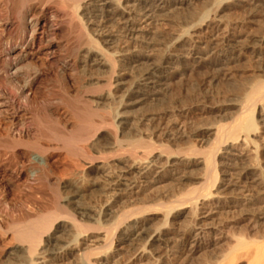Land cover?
I'll use <instances>...</instances> for the list:
<instances>
[{
	"label": "bare ground",
	"instance_id": "obj_1",
	"mask_svg": "<svg viewBox=\"0 0 264 264\" xmlns=\"http://www.w3.org/2000/svg\"><path fill=\"white\" fill-rule=\"evenodd\" d=\"M183 1L0 0V90H20L19 98L30 112L28 120L34 126L30 130L24 122L20 136L11 139L10 146L6 144L13 149L24 147L23 155L28 160L27 176L38 184L48 185L50 177L47 175L54 152L66 160L67 178H57L56 184L50 187L52 205L33 219L12 220L7 224L15 234L14 239L20 243L18 250L24 261L20 264H53L67 259L76 264H117L114 261L117 256L114 255L118 250L111 251L110 246L108 252L100 257L101 252H95L98 242L116 245L121 250L143 245L139 253L143 257L146 245L154 246L161 241L155 233L149 234L145 201L149 190L152 193L160 190L159 184L165 176L177 177L181 158L178 161L180 153L176 152L173 144L155 140L163 138L170 141L175 134L154 129L150 109L155 111L159 104L166 102L170 90L167 81L170 76L181 72L187 60H203L205 52L198 47L189 50L184 42L198 36L196 33L206 23L227 24V29L220 31L219 35L216 32L217 35L205 38L206 45L233 52L239 44H245L240 43L241 37L231 36L228 26L231 21L225 20L224 13L232 5L241 6L249 2L214 0L212 6L203 8L201 13L199 11L194 28L184 30L182 27L181 31L175 30L178 33L166 36L163 29L167 25L163 27L162 13L168 11L169 6L181 5ZM255 2L261 7L262 15L258 42L264 43V0ZM20 81L24 83L22 89H19ZM260 82L250 89L246 100L248 105L260 104L259 122L253 113L248 112L245 118L242 116L243 121L234 124L229 131L234 141L242 138V146L250 150L256 163L264 157V150L260 149L256 139L259 138L256 134L259 125L262 124L264 129V84ZM240 109L244 110L245 106L241 105ZM218 132L211 129L208 134L215 137ZM234 141L230 144L225 141L224 156L238 157ZM0 145L3 144L0 142ZM191 151L193 154L198 152L196 148ZM210 154L196 164L212 174L215 161ZM182 160L188 162L190 159ZM260 166L252 167V171L236 167L239 171L226 172L230 177L227 180L213 177L215 192H210L204 203L195 204L196 215L202 216L200 219L203 220L218 214L226 206H220L221 199L231 189H240L246 194L244 207L249 208L255 202V196L264 201V167ZM6 175L7 171L3 169L0 177L3 179ZM125 198L140 200L136 210L139 218L126 222L128 224L123 225L121 231L117 230L116 237H113V229L102 232L101 228L106 224L104 219L112 214L114 203ZM100 205L103 206L99 209ZM258 215H253L254 219L264 220ZM117 222L112 223L115 225ZM0 230H4L1 223ZM97 231L104 233L98 232L101 239H97ZM258 233L259 237L251 241L258 245L252 261L264 260V233ZM237 243L236 247L240 249L246 243L251 244L243 240ZM239 259L231 258L229 264H236ZM252 261L248 264H253Z\"/></svg>",
	"mask_w": 264,
	"mask_h": 264
},
{
	"label": "rangeland",
	"instance_id": "obj_2",
	"mask_svg": "<svg viewBox=\"0 0 264 264\" xmlns=\"http://www.w3.org/2000/svg\"><path fill=\"white\" fill-rule=\"evenodd\" d=\"M247 1L249 2L241 6L232 5L228 7L224 13L225 20L228 22L231 21L229 23L230 25H228L231 29L233 28L232 30L230 29V33H232L231 36L233 35L237 39L241 37L239 39L240 43L243 42L245 44H239V47L233 52L230 50L224 51L215 49L206 45V39L208 37L213 34L217 35V33L219 35L220 31L222 33V30L227 29L226 23L222 26L215 23L213 25L211 22L206 23L201 29L202 31L198 30L196 33H199L198 36L190 37L188 38L190 40L187 39L184 42V45L189 50L190 48L192 50L200 48L198 50H202L203 53L205 52L203 54V60H187L186 64L180 69L181 72L179 71L180 73L170 76L167 81L168 87L170 88V90L168 89L167 100H169H166L167 103L163 102L164 104H159L155 108V111L150 109L154 117L152 127L156 130L163 129L169 131L171 134H175L170 141L163 138H155V140L159 141V143L165 144L166 142V144H168L170 142L173 144L174 146H172L176 152L178 154L180 153V157L177 155L179 157L178 161L180 158L181 160L182 158L190 159L188 162L180 160L179 168L181 169L178 168L177 177L165 176L161 184H159L160 190L156 193H152L149 190L147 193V200H143L146 202L147 207V214L145 217H147V221L149 220L147 226L149 234L153 235V233H155V236H160L161 241L159 244L155 243L154 246L153 244L146 245V253L143 257L139 255V253L142 252L141 249L144 248L143 245L139 247L136 246L132 249L127 248L121 250L120 247L117 248L115 244V246H112L113 244L107 245L98 242L95 252H101L99 253L100 257L102 253L103 256L104 252H108L110 246L112 248L111 251L116 250L117 252L118 250L114 255L117 256L114 260L117 264H119V262L120 264H229L231 262L230 259H235V257L236 259L240 258L237 262L238 264H248V262L251 263L250 261L256 256L258 245H254L251 241L259 237L258 231L264 233V220L254 219V216L259 214V217L264 218V201L255 196V202H253L249 208L244 207L245 198H247L245 196L246 194L241 193L240 189H231L228 192L229 194L227 193V195L221 199L220 206L226 205L227 207L221 208L218 214H213L212 217L202 220L200 219L202 216H197L194 210L195 204L200 205L204 203L205 197L208 196L210 192H215L216 178L227 180L230 179L227 173L231 174L241 169H251L258 165H261V168L264 167V157H261L263 158L261 159L262 161L259 160L256 163L251 157L250 150L242 146V138H238L239 141L237 139L234 141L230 137L229 132L233 126L243 121L242 119L248 115V112H251V114L253 113L252 115L257 122L260 120L258 108L260 104L255 102L256 104L250 103L248 105L246 100L254 84H257L259 81L264 84V43L258 42L259 25L262 15L260 13L261 7H258L259 4L256 2L254 3V0ZM214 2V0H184L181 5L169 6V10L162 13L161 17L162 19L164 18L163 20L165 21L163 27L167 25L163 29L164 34L168 36L178 33L177 31H181L183 28L184 30L194 28L196 26L195 23L198 21L196 17L203 11V8L212 6ZM250 6L252 7L249 8ZM254 9L256 10L254 11ZM171 10H173L172 13ZM189 24H193L194 26L192 25V27ZM183 25H185V27ZM194 39L196 40L194 41ZM199 39H201L202 42ZM196 41L200 42L198 43ZM256 51L261 53L258 54ZM23 84L24 83L20 81L19 89L24 87ZM19 94L20 90L18 91L16 88L0 90V142L3 144L0 145V172L3 171V169L7 171V175L3 179L0 177V223L4 226V230H0V264H20L24 262L22 261L23 254L19 253L18 250L20 243L14 239L15 234L7 228V224L12 220L33 219L35 216L41 215L44 208L52 205L51 185L56 184L57 178H67L65 173L66 160L60 153L54 152L50 162L51 169L47 175V178L50 177L48 179V185L38 184L32 181L31 178L27 176L26 169L28 160L23 155L24 147L19 146L15 149L9 147L11 139L14 140L15 137L20 136L23 130L22 124L24 122L26 126L29 125L28 128L30 130L34 129L32 122L28 120L30 112L23 106L24 104H22ZM262 102H264V100ZM241 105L245 106L244 110L240 109ZM16 111L19 113L16 114L18 116L15 115V113H17ZM242 116L244 118H242ZM20 121L23 122L21 123ZM261 125L262 124L259 125L257 130V132L261 134L256 133L260 139H256L259 140L257 143L258 146L261 147L260 149L264 150V129ZM211 129L219 130L218 135L215 137L210 136L208 131ZM28 139L29 141L31 140V138ZM256 139L255 141H257ZM225 141L229 142L228 144H230V141L232 143L234 141V144L236 142L234 147L236 146L235 153L238 157L223 155V151L226 147ZM190 147L191 149H189ZM194 147L198 152L194 151ZM191 150L195 153L193 154ZM210 152L212 154H210ZM209 154L213 155L215 161L212 174H209L205 167L196 164L197 161L204 160ZM185 163L188 164V166ZM236 167L240 169L238 170ZM13 171L15 172L13 173ZM16 171L17 174H15ZM19 173L20 175H18ZM223 173H225V175ZM213 177L215 179H213ZM160 196L163 197L161 198ZM125 199L114 203L112 211L115 213L112 212L110 216H107L108 218L106 217L104 219L106 224L101 228L102 232L106 233L108 230H115L113 237H116L119 233L117 230L121 231L123 227L128 224L126 222L130 223L139 218V215L136 214V210L139 206L138 201L142 200V197H139L140 200L136 198ZM238 199L241 200L239 201ZM207 203L210 204V202ZM117 204L122 208L120 207L118 209L119 206ZM122 204H124V206ZM101 206L103 205H100L99 209ZM261 210L262 212H260ZM115 215L116 217L121 215L122 218L118 217L120 220L118 218L116 219ZM168 215L169 217H167ZM248 218L249 220H247ZM112 222H117L115 223L116 226ZM111 225L116 228L111 227ZM109 226L111 228H109ZM101 231L96 232L97 236L101 235ZM157 233H159V235ZM197 233L199 234L198 236ZM99 236L97 239H101V236ZM239 240L251 244L249 245L246 243V246L240 249V247H236ZM234 248H237V251H235ZM98 261L101 263L100 260ZM252 262L253 264H264L263 259ZM74 263L76 264L75 261L67 259L53 264Z\"/></svg>",
	"mask_w": 264,
	"mask_h": 264
}]
</instances>
